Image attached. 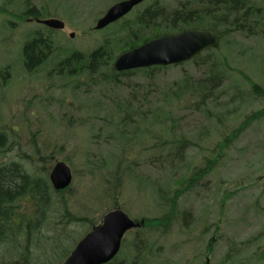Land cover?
Wrapping results in <instances>:
<instances>
[{
  "label": "rangeland",
  "instance_id": "rangeland-1",
  "mask_svg": "<svg viewBox=\"0 0 264 264\" xmlns=\"http://www.w3.org/2000/svg\"><path fill=\"white\" fill-rule=\"evenodd\" d=\"M120 1L0 0V129L9 134L12 149L0 163L16 162L27 173L49 179L54 165L66 162L73 172L64 195L70 212L98 224L115 207L132 219H160L168 214L176 192H181L170 232L161 235L148 227L129 233L121 260L133 258L136 236L141 235L155 243L162 264H220L231 248L236 251L233 264H264V118L253 122L217 157L219 144L248 116L264 109V97L256 96L250 85L264 88V31L256 29L259 34L252 37L244 33L225 37L218 47L203 53L208 64L202 68L191 61L159 70L152 80L137 73L122 78L120 88L87 84L79 92L73 81L53 72L59 61L104 48L111 52L113 64L130 49L120 35L123 24L155 3L175 5L180 0H147L116 25L95 30L98 19ZM252 1L264 7L263 0ZM29 4L44 17L59 16L70 30L48 32L21 21ZM37 35L53 40L54 55L28 72L23 49ZM214 61L224 80L206 112L182 106L169 113V99L158 106L162 93L180 82L185 72L199 79ZM144 86L152 91L147 99ZM119 109L143 114V120L132 116L135 138L130 143L115 133L123 117ZM125 156L118 170L121 186L115 188L119 162ZM215 157L214 169L189 187L192 176ZM52 216L49 213L48 226L55 221ZM34 251L32 264L56 263L48 258L49 250Z\"/></svg>",
  "mask_w": 264,
  "mask_h": 264
},
{
  "label": "trees",
  "instance_id": "trees-1",
  "mask_svg": "<svg viewBox=\"0 0 264 264\" xmlns=\"http://www.w3.org/2000/svg\"><path fill=\"white\" fill-rule=\"evenodd\" d=\"M174 3L177 2L174 0ZM190 29L211 30L220 41L237 33L252 37L259 34V31H264V7L252 0H180L175 5L158 2L138 14L134 21L123 24L120 29L123 34L120 35L128 40L126 45L133 49L150 39ZM256 29L259 31L254 32ZM54 49V42L49 36L29 40L23 49L25 69L33 72L45 65L53 57ZM202 55L192 61L198 68L208 64L207 59ZM110 59H114L111 52H107L104 48L88 56L73 53L59 61L53 72L73 81L75 88L82 92L87 84L109 83L120 88L124 85L122 78L137 73H143L148 80H152L157 71L168 68L152 67L120 73L114 70L113 61H109ZM210 63V68L209 65L206 66V71L199 79L185 72L180 82L162 93L163 97L158 106H163V102L169 99L168 106L172 108L169 113L182 106L195 107L197 111L206 112L205 110L209 109L217 99L218 89L224 80L223 73L218 71L219 63L215 61ZM250 85L256 96L264 97V88L252 82ZM143 89L142 94L146 95L147 99L152 91L149 86H144ZM122 111L119 109L118 114L123 117L120 118L115 133L119 138L130 143L135 138V131L130 128L131 124H135L132 116L135 114L143 120V114L139 110L132 113ZM263 118L264 109L248 116L224 142L219 144L220 152L217 157L220 158L223 150L253 122ZM9 144V134L0 129V159H5L7 152L12 150ZM217 157L208 161L205 169L192 176L187 182L189 187L195 185L202 175L214 169L218 161ZM47 159L51 158L47 157ZM123 162H126V156L119 162L115 188L121 186L122 175L118 170H121ZM44 170L48 173L47 169ZM108 182L112 184L111 181ZM66 190L55 191L48 177L31 175L19 163L5 161L0 163V264H32L34 250L38 249L49 250L46 251L50 255L48 258L56 260V263L49 264H62L79 240L98 225L89 216L77 217L70 212L68 203L64 199ZM180 194L181 192H176L171 199L167 215L160 219H144V226L137 231L149 227L160 230L161 235H167L175 223V204ZM49 213H53L52 217L55 219L51 226L47 225ZM79 225L83 228L81 231ZM65 244L67 247H64ZM207 249L208 253H211V247ZM235 252V249L231 248L220 264H233L236 259ZM158 254L159 250L155 243H149L148 239L138 235L134 242V256L131 260H121L118 255L108 264H162L158 262ZM262 255L264 256V253Z\"/></svg>",
  "mask_w": 264,
  "mask_h": 264
},
{
  "label": "water",
  "instance_id": "water-1",
  "mask_svg": "<svg viewBox=\"0 0 264 264\" xmlns=\"http://www.w3.org/2000/svg\"><path fill=\"white\" fill-rule=\"evenodd\" d=\"M146 0H125L112 6L96 25L102 30L122 19ZM40 24L54 30H63L65 24L58 19L39 20ZM73 38L74 35H71ZM219 38L210 30L190 29L178 34L152 39L121 54L113 64L115 71L125 72L151 67H168L188 63L208 49L218 47ZM50 182L56 191L65 190L73 180L71 167L57 162L50 173ZM122 209L106 213L102 222L88 232L75 246L63 264H108L119 254L125 235L144 226Z\"/></svg>",
  "mask_w": 264,
  "mask_h": 264
},
{
  "label": "flooded vegetation",
  "instance_id": "flooded-vegetation-1",
  "mask_svg": "<svg viewBox=\"0 0 264 264\" xmlns=\"http://www.w3.org/2000/svg\"><path fill=\"white\" fill-rule=\"evenodd\" d=\"M122 1H125V0H122ZM120 2H121V1H120ZM115 4H116V3H115ZM31 6H32V5L29 4V5L25 8V11H26V12H25L24 14H22L23 17H21V18H22V19H20L21 21H23V22H28V23H30V24H35V25H37V26H40V27L44 28L46 31H48V32H66V31H69V30H70L69 24H67V22H66L65 20L61 19L59 16H48V17H44V16L40 13V11H38V9H37L36 7H33V6L31 7ZM108 10H109V9H108ZM108 10H107V11H108ZM107 11L105 12V14H104L100 19H102V18L106 15ZM209 12H210V10H209ZM127 16H128V15H127ZM127 16H126V17H127ZM126 17H124V18H126ZM124 18L121 19V20H119V21L124 20ZM48 19H58V20L62 21V22L65 24V28H64L63 30H54V29H51V28H49V27H47V26H44V25L40 24V22H39V20H48ZM100 19H98V21H99ZM98 21H97V23H98ZM119 21L114 22L113 24L107 26V27L104 28L103 30H106L107 28L116 25ZM97 23H96V25H97ZM124 23H125V21H124ZM127 23H130V22L128 21ZM95 27H96V26H95ZM94 29H95V28H94ZM100 31H101V30H100ZM71 35H74V36H75V33H70V38H72ZM36 37H43V38H45V36H43V35H37V36H35L34 38H36ZM73 38H74V37H73Z\"/></svg>",
  "mask_w": 264,
  "mask_h": 264
}]
</instances>
